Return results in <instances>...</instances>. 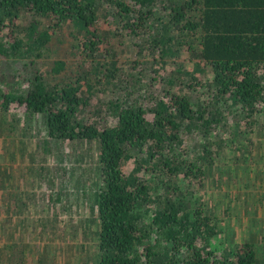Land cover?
<instances>
[{
  "label": "trees",
  "instance_id": "16d2710c",
  "mask_svg": "<svg viewBox=\"0 0 264 264\" xmlns=\"http://www.w3.org/2000/svg\"><path fill=\"white\" fill-rule=\"evenodd\" d=\"M63 26L80 60L57 58L45 74ZM0 57L22 62L14 86L0 83L13 124L39 116L53 142L98 143V264H262L205 189L223 152L253 144L264 114V0H0ZM103 87L112 96L88 110ZM2 167L0 229L11 237L15 184Z\"/></svg>",
  "mask_w": 264,
  "mask_h": 264
},
{
  "label": "rangeland",
  "instance_id": "374dc122",
  "mask_svg": "<svg viewBox=\"0 0 264 264\" xmlns=\"http://www.w3.org/2000/svg\"><path fill=\"white\" fill-rule=\"evenodd\" d=\"M30 19L25 14L20 24L27 27ZM48 26L51 28V24ZM68 33L67 26L53 32L48 56L39 63L45 74L57 58H68L74 68L80 60ZM125 59L120 60L126 62ZM21 63L0 57V83L14 86ZM171 65H166V75L173 70ZM148 74L142 73L139 80H147ZM104 87L88 110L110 99L111 90ZM190 96L200 97L202 91L191 92ZM16 119L14 115V122ZM32 120L25 129L12 123L13 112L7 116L0 112V183H4L2 166H10L16 201L12 236L0 229V243L8 241L7 246H12L6 251L10 253L5 254L0 244V264H98L97 202L102 184L98 143L53 142L45 135L42 118ZM255 128L248 135L247 140L253 142L249 148L222 153V160L228 163L223 161L218 166L220 170L213 171L205 191L207 196L214 192L220 204L217 212H221L220 218L224 217L222 225L235 238L234 242H255L264 264V114Z\"/></svg>",
  "mask_w": 264,
  "mask_h": 264
}]
</instances>
